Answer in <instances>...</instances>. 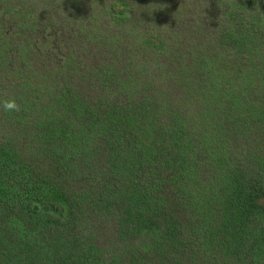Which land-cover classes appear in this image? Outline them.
<instances>
[{
	"label": "rangeland",
	"instance_id": "1",
	"mask_svg": "<svg viewBox=\"0 0 264 264\" xmlns=\"http://www.w3.org/2000/svg\"><path fill=\"white\" fill-rule=\"evenodd\" d=\"M235 48H245L241 53L254 61L264 51V0H0V183L11 179L20 186L17 174L27 163L46 167L41 186L1 194V221L9 209L22 212L6 225L19 254L40 227L45 241H56L46 248L56 257L44 250L35 257L70 263L64 251L77 245L60 237L64 200L78 198L84 210L85 193L101 196L107 186L113 200L105 205L123 204L126 219L98 214L105 219L99 231L107 264H253L249 255L243 263L222 255L243 253L232 238L224 246L233 252L218 247L221 231L232 225L217 215L214 189L229 194L241 188L233 180L225 185L207 167L208 148L221 158L235 155L233 162L247 167L243 147L264 138L258 82L240 94L224 86L218 93L219 76L237 72ZM142 94L151 109L140 114L134 99ZM6 99L21 110L6 112ZM41 134L45 147L36 154ZM93 162L97 170L84 168ZM81 215L69 230L92 218ZM135 220L140 232L121 243L117 230ZM176 225L178 242L166 237L167 251L158 234ZM85 245L78 253L94 250ZM13 257L8 262L0 255V263L17 264Z\"/></svg>",
	"mask_w": 264,
	"mask_h": 264
},
{
	"label": "trees",
	"instance_id": "2",
	"mask_svg": "<svg viewBox=\"0 0 264 264\" xmlns=\"http://www.w3.org/2000/svg\"><path fill=\"white\" fill-rule=\"evenodd\" d=\"M244 51H245V48L243 49L235 48V50L232 52L235 58L239 60L237 62V72L232 73L233 78H231L230 75H227V73L224 74L222 78H221V75L219 76L218 80L221 79L220 82L223 83L222 92L221 90H218L219 91L218 93L220 95L225 93L223 91V86L225 87L228 93L238 92L240 94L242 92H246L248 91V88L250 86L249 84L252 83L253 81L258 82L259 92L264 89V51L263 52L257 51L255 61H254V57L248 59L247 56L241 53ZM250 51L256 52L254 48L250 49ZM215 69H216V72L220 74L221 64H216ZM117 83H121V80H118ZM126 84L128 86L130 85L127 81H126ZM143 88L145 89L144 86ZM136 92L138 95L140 91L136 90ZM141 97H144V94H142L139 97H135L134 103H136L135 109L138 111V113L143 114L145 113L147 109H151V107L149 105L150 104L149 101L140 99ZM107 112H108L107 110L102 111L101 117H104ZM107 119L113 120L112 118H107ZM123 123H125V121H123ZM244 126H241V127H244ZM40 138H41L40 142L37 146V148L39 149H33V151H35L36 154H39V152H37L38 150L43 149L45 147L44 135L41 134ZM49 146L53 147L51 143H49ZM243 148H244L245 155L243 154L242 159L245 160V163H247V167H245L243 164L239 165L237 163H234L233 161L236 158L235 155L234 156L225 155V158L223 157L221 158V153H217V149H215L214 152H211L209 154H208L209 148L207 149V155L209 156L207 160V167L209 171L213 174V177L218 178L219 176V178L223 179L224 184L228 186L231 185L230 181L233 180L234 183L238 184V187L241 188L240 192L229 193V194H218L217 186H216V189H214L215 192L217 193L216 195L213 196V200L215 201V205L218 210L217 215L218 216L222 215L221 220L223 221L224 225L226 224L232 225L231 227L229 226L227 228V232L221 231V234L223 235V237H220L219 241L221 242V244H219L218 247H221L223 252L224 251L233 252L234 251L233 249H231L228 246H224L225 243L227 245L230 244L229 239L232 238L239 244V248L244 247L243 253L237 251L233 253L222 254L223 256L230 257L231 259L240 257L242 258L240 263H243L246 257L249 255L250 257H252L253 264H264V185H263V181H264V154H263L264 138H262L261 142L255 143L254 145H251L249 148H246V147H243ZM59 150L63 152L64 147L59 148ZM54 154L55 153H53V155ZM248 154H251L254 156V158L251 161H249L245 157ZM255 163H257L258 167ZM84 166H85L84 168H87V169L94 168L95 170H97L99 168L98 164H95V162L91 164H86ZM104 168L102 170H104ZM45 169H46L45 164L42 165V161L35 163V164L34 162L25 164L19 170L20 176L17 174V176L22 180V181H19L20 184L23 186V188L25 186L30 187L32 184L33 185L36 184V188H37L38 187L37 185H40L39 183L40 178L46 175ZM234 175H237L236 179L232 178L234 177ZM33 179H37V180L33 181ZM261 179L263 181H261ZM100 180L102 183L104 181V178L101 177ZM10 183H11V179H8L7 183H0V198H3L1 197V194L5 193L7 190H8V193L10 194V193L16 192L18 190V187L21 186V185L20 186L18 185V182L15 186L11 185ZM257 183H260V187L259 189L255 190ZM110 185L111 184L108 183V186ZM8 186H10V188L12 187L13 188L10 189L8 188ZM221 188L222 190L230 189L227 186L226 187L221 186ZM103 189L104 190L101 196L95 197L96 193L94 194H90L87 192L85 193V196H86L85 198H87L86 199L87 208H84V210H81V207L84 206L85 202H79L78 198L69 197V199L64 200L65 205L67 207H64L65 213L62 212L61 213L62 216L60 217V218H64L63 231H59L62 241L67 242L68 245H71V244L77 245L80 248H83L84 246H86L85 244L89 243L94 249L92 250L94 251V253H92V251L91 253H88L86 251L78 253L79 251H82V250H80V248H77V246L68 247V250L64 251L65 255L67 253H70V256H69L70 263L68 264H87L88 262L93 263V264H107L109 260V257L108 259H106L108 254L105 255L101 253V251H103V248L106 244L104 243L105 241L102 239L103 236L100 234L101 230L99 231V227H100L99 224L101 223V221L105 222L104 221L105 219L108 221L110 220L120 221L121 220L125 222H126V219H124L125 212H124L123 204H120V206L118 207L115 205V203L113 206L111 205V207H109L108 205L107 206L105 205V203H112L113 199L111 198L113 197V193L111 190L110 191L108 190L109 187L107 186H105ZM151 189L152 187H147L146 193H148ZM147 195H144L143 198L149 202V198ZM81 200H84V199L81 198ZM148 202H146L144 205H148ZM14 210L15 209H9L8 213H6V220L3 219V221H1V213H0V255L1 257L5 258L9 262L10 258L13 257L11 256L12 251H13L12 248H15L16 253L12 260H14L15 262L17 261V264H27V263L28 264H45V261H43V259H37L35 256L43 254V250L44 252H47L46 248L48 246L50 248H55L56 241L54 239H51V242L54 244H51L50 242L45 241L43 238L41 228L36 227V230L38 231L39 236L33 235L28 245L23 244L22 248L25 251V254L20 255L19 250H17L19 245L17 244V241L14 239V234L9 233L7 230V226H6L8 223H13L22 216V212L20 214L17 211L16 214H14ZM101 211L105 215V219H102L101 217L98 216L99 212ZM114 211H115V214L113 215ZM90 213L92 214V218L88 220L87 218L90 216ZM77 214H82L81 216H85L87 220L85 221L83 226L81 225L72 226L69 230V225H74L75 219H77ZM116 215H118V219L114 218ZM77 221L79 220L77 219ZM54 222L55 221H52V222L50 221L48 223H42V224L48 227L52 225ZM96 222L98 226L96 225ZM134 224H135V228H133ZM140 224L141 222L137 224L135 220L131 224V227L130 225H126L124 231L117 230L119 233L118 236L123 240L121 243L127 242V239L131 238L133 235H137L140 231H138L136 228H139ZM104 225H106V223ZM151 229L152 228H149L148 230H151ZM178 229L179 227L176 225V228L174 229H167L164 232H161V231L159 232L158 235L164 236L161 246H163V248H166L167 251H169L171 248L167 246L169 242L168 243L165 242V239L166 237H168L171 239V243L173 241L178 242V236H176V235H180V233L178 232ZM86 231H89V232L87 233ZM251 238H252V242H250ZM212 243H215V241H213ZM47 253L49 254L50 258L56 257V252H53L52 255L49 252ZM75 255H77L78 258H75ZM17 257H21L23 258V260L21 259L22 261H18ZM254 259L258 261L255 262ZM4 264H7V263H4Z\"/></svg>",
	"mask_w": 264,
	"mask_h": 264
},
{
	"label": "clouds",
	"instance_id": "3",
	"mask_svg": "<svg viewBox=\"0 0 264 264\" xmlns=\"http://www.w3.org/2000/svg\"><path fill=\"white\" fill-rule=\"evenodd\" d=\"M2 106H3V109L6 111V112H19L21 109H20V105L16 102L15 99H6L2 102Z\"/></svg>",
	"mask_w": 264,
	"mask_h": 264
}]
</instances>
